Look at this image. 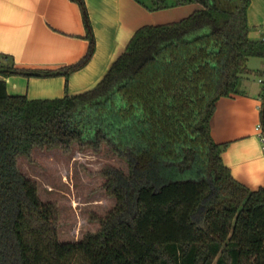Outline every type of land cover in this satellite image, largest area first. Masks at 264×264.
Segmentation results:
<instances>
[{
    "label": "trees",
    "instance_id": "obj_1",
    "mask_svg": "<svg viewBox=\"0 0 264 264\" xmlns=\"http://www.w3.org/2000/svg\"><path fill=\"white\" fill-rule=\"evenodd\" d=\"M76 2L87 54L57 71L17 68L0 55V75L65 76L85 68L96 39L85 0ZM189 5L182 21L139 30L91 91L54 100L9 94L0 80V264H264V188L235 181L227 145L212 137L217 103L239 94L264 41L251 39L250 0H148L150 11ZM262 113L264 115V106ZM107 148L127 164L101 172L117 202L100 229L63 242L58 206L43 202L19 159L33 150Z\"/></svg>",
    "mask_w": 264,
    "mask_h": 264
},
{
    "label": "crops",
    "instance_id": "obj_2",
    "mask_svg": "<svg viewBox=\"0 0 264 264\" xmlns=\"http://www.w3.org/2000/svg\"><path fill=\"white\" fill-rule=\"evenodd\" d=\"M96 39V52L82 70L70 75L29 78L3 77L8 92L29 100H54L94 89L124 54L136 33L146 26L182 21L200 9L189 5L150 11L141 0H85ZM250 37L264 38V0H250ZM82 13L72 0H0V55L20 69L57 71L77 64L88 52ZM249 60L251 74L239 94L217 103L212 137L227 145L223 162L235 181L251 191L264 188V145L257 127L264 125V90L259 76L264 59Z\"/></svg>",
    "mask_w": 264,
    "mask_h": 264
},
{
    "label": "rangeland",
    "instance_id": "obj_3",
    "mask_svg": "<svg viewBox=\"0 0 264 264\" xmlns=\"http://www.w3.org/2000/svg\"><path fill=\"white\" fill-rule=\"evenodd\" d=\"M19 165L23 173L37 182L40 199L58 206L63 242L82 240L100 229L99 219L117 205L103 189L106 178L101 172L108 165L127 170V164L107 148L102 154H95L78 145L68 154L58 148L36 147L33 160L22 156Z\"/></svg>",
    "mask_w": 264,
    "mask_h": 264
},
{
    "label": "built area",
    "instance_id": "obj_4",
    "mask_svg": "<svg viewBox=\"0 0 264 264\" xmlns=\"http://www.w3.org/2000/svg\"><path fill=\"white\" fill-rule=\"evenodd\" d=\"M262 41H264V38ZM258 82L263 87V90H264V72L259 76ZM257 130L259 132V137L264 145V125L259 124L257 127Z\"/></svg>",
    "mask_w": 264,
    "mask_h": 264
}]
</instances>
